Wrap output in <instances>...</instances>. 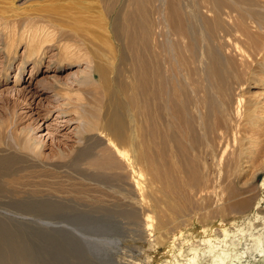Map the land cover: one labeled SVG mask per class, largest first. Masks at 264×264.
I'll list each match as a JSON object with an SVG mask.
<instances>
[{
	"label": "bare ground",
	"instance_id": "obj_1",
	"mask_svg": "<svg viewBox=\"0 0 264 264\" xmlns=\"http://www.w3.org/2000/svg\"><path fill=\"white\" fill-rule=\"evenodd\" d=\"M120 3L121 7L114 18H107V23L104 22L100 29L111 34L114 40L121 32V35H124L126 49H134L129 60L138 66L139 90L149 91V86L153 88L151 85L154 82L155 52L159 49L163 54H171L175 48H179L180 45L177 43L179 41L183 44L182 49L187 50L189 49L187 39L191 40L189 45L192 64L197 62L201 77L198 84L192 87L179 80L164 77L161 85L164 90L161 86L160 88L163 93L161 106L163 103L168 123V128L164 131L166 142L164 140L161 143L162 137L159 138H162L159 142V139L154 138L145 142L140 131L139 136L137 135L135 121L131 116L128 117L130 125L127 128V119L123 113L125 107L120 99L112 96L107 103L113 107L108 106L107 111L102 112L103 115L99 113L102 116L100 119L88 123L87 133L92 135L86 138L85 147L68 164L86 161L90 151L99 149L100 158L91 160L92 162L82 169V172L89 176V180L94 184L97 182L96 179L106 178L123 183L114 186L112 194L118 201L127 200L129 210L126 214L123 213L124 218L128 225L135 229L127 242L136 243L132 247H135L137 253H133L131 245L130 247L123 245L124 247L120 248L117 244L116 249L121 255V260L122 258L130 260L132 264H148L151 261L155 264H206L201 260L209 257L212 261L210 264H233L234 259L238 260V264H251L250 260H243L248 257L247 255L252 252L264 254V161L261 163L263 167L260 171V182L252 183L250 188L247 186L245 189H238L233 178L240 170L242 154L237 149L230 153L227 148L229 140L233 147L239 142L237 129L242 120L244 122L250 119L249 122L252 123H256L257 120L255 115H242V97L238 93L242 90V84L239 83L240 75L246 74L249 69L247 62L252 55L241 54L242 48L238 51L234 46L230 48V43L223 42L220 35L228 29V21L232 19L235 34L238 33L244 37L243 39H251L252 53L260 55L264 51V15L255 16L241 10L234 18L227 16L229 19L227 21L222 12L224 0H189V3L187 0H120ZM202 8L205 14L212 15L210 19L203 15ZM202 25L206 26L208 33H203ZM252 26L258 32L250 33L249 28ZM35 30V34L45 31L43 28L36 32ZM199 33L206 37L205 41L212 37V44L199 49L196 43ZM37 35L26 38L28 44L32 42L36 45L39 42L29 51L30 57L36 58L35 63H39V53H44L42 38ZM174 38L179 41L175 43ZM77 39L82 42L79 37ZM68 45L63 48L66 55L61 57L62 60L68 62L73 58H76V61L82 60L79 52L70 50L75 47L76 41L70 44L71 46ZM140 48L145 56L142 55ZM232 52L238 53L241 60L239 59L237 68L229 70L225 66L231 64L232 60L226 53ZM99 54L98 51L92 53L93 56ZM195 54L198 58L194 60ZM122 61V56L117 59L119 72L122 70ZM163 65L166 70H170L171 61L164 60ZM113 69H116V66ZM94 76L103 87L110 86L107 85L109 80L107 70L102 65H95ZM184 80L188 81L186 77ZM158 91L152 89L154 97ZM212 94L218 95L216 100ZM234 98H237L236 108L232 109ZM176 113L177 116H174ZM215 116L218 120L216 125L224 130L222 137L218 133L220 135L218 142H216L218 137H213L212 129L217 126L213 124L211 128L209 123ZM175 117L182 120L188 132H199V139L193 138L190 143L189 157L179 141V135H176ZM14 125L16 126L15 122ZM13 130L11 134L15 135V128ZM254 133L255 137H259L257 132ZM248 135L253 138L251 133ZM3 136L5 135L0 130V139L4 138ZM151 136L153 132H150L148 137ZM225 138L229 140L222 143ZM165 143L166 145L169 143V147L167 146L169 159L165 156L166 147L161 155L158 151L154 152V145L164 146ZM196 148L199 150L195 151ZM147 149L153 153L147 154ZM25 150L34 151L31 153L35 157L25 153ZM196 152H200V155ZM39 156H41L39 149L35 145L30 148L27 135L23 133L18 134L15 146H0V213L7 216L6 213L10 214L11 209L33 219L47 218L46 223L51 227L53 235L49 241H43V246H36L31 239L32 236L36 239L32 229L33 219L18 217L16 225H6L2 223L4 221L0 217V257L2 261L6 259L9 264H61L56 238V232L60 230L57 231L55 220L63 212L70 211V207L64 202L60 203L59 197L52 191L54 192L58 185L56 173L64 164L59 162L45 164L36 159ZM108 158H114V161ZM32 171H35L33 172L35 174L42 171L50 172L46 186L51 190L49 195H37L36 198L29 195L31 192L46 193L41 189L43 180L36 182L23 180L22 174L25 172L30 174ZM172 181L176 184L172 185ZM26 186H30L31 189H25ZM115 201L107 205L103 200V205L96 204L94 209L103 210L109 206L116 208L119 204ZM97 205L99 206L96 207ZM80 262L78 260V264Z\"/></svg>",
	"mask_w": 264,
	"mask_h": 264
},
{
	"label": "rangeland",
	"instance_id": "obj_2",
	"mask_svg": "<svg viewBox=\"0 0 264 264\" xmlns=\"http://www.w3.org/2000/svg\"><path fill=\"white\" fill-rule=\"evenodd\" d=\"M187 1L189 3V0ZM224 3L222 12L227 21L229 20L227 16L234 18L241 10L255 16L264 15V0H224ZM120 5V0H0V130L5 135L4 138L0 139V146H15V139L18 134L23 133L27 135L30 148L35 145L39 149L41 156L36 157L37 160L45 164L57 162L64 164L56 173L58 185L55 187V191H52L59 197L60 203L63 204L64 202L70 207V211L63 212L55 220L56 229L57 231L60 230L56 232V238L59 244L58 256L61 264H78V260L81 261L79 264H132L130 260L124 258L121 260V255L116 249L117 244L120 245V248L131 245L133 253H137L135 247H132L136 243L127 242L130 234L135 230L133 226L128 225L124 218V214L129 210L127 200L118 201V198L114 199L112 194L114 186H120L123 183L119 180L106 178L96 179L97 182L94 184L89 180V176L82 172V169H85L92 162L91 160L100 158L98 157L101 154L98 152L99 149L90 151L86 161L77 162L74 165L68 164L85 147L86 138L90 134L92 135V133H87L88 123H94L97 121L96 119L102 117V112L104 113L108 109L109 103L107 102L113 96V98L120 99L119 101L125 107H123V113L127 119V128L130 125L128 117L131 116L135 121L137 135L139 136L140 131L145 142L148 139L158 140L162 137L163 140L161 138L158 142L162 140L161 143H163L166 139L164 131L168 128L163 103L161 106L163 99L161 92L162 89L164 90L161 85L164 77L173 78L175 81L179 80L191 87L195 86L196 83L198 84L201 77L197 62L192 64L191 61V47L189 45L191 40L187 39L186 41L189 43L187 44L189 51V49H182V42L174 38L175 43L179 41L177 42L180 45L179 48H175L171 54H163L159 49L154 54V82L151 87L154 88V91L159 90V94L156 92L157 95L154 97L153 88L151 89L150 86L149 91L139 90L137 84L140 72L138 66L129 60L134 49H126L124 35H121V32L117 35V40L115 39L116 43L111 34L104 33L100 29L104 22L107 23V18H114L121 7ZM202 10L203 15L207 16L208 19L212 17L208 13L205 14L203 8ZM205 27L202 25L203 33H208L209 30H206ZM40 28L45 30L44 33L40 32L39 34L37 32L35 34L34 30L36 29V32ZM228 29L222 32L223 35L219 34L223 42L230 43V48L234 46L237 51L242 48L241 54L252 55L247 62L249 69H247L246 74L240 75L239 83L242 84V90L238 93L242 97V115H255L257 120H253L256 123L249 122L250 119L248 121L246 119L247 122L245 120L240 122L237 129L239 142L236 147H233L229 138H225L222 142L225 143L226 140H229L228 152L231 153L232 150L237 149L242 154L240 170L233 180L238 189H245L247 186L250 188L252 183L258 184L260 182V171L263 167L261 163L264 161V51L260 55L252 53L253 41L247 38L243 39L244 37L238 33L235 34L232 19L228 21ZM249 29L252 34L258 32L254 26ZM200 33L197 36V47L202 49L211 45L212 37L205 41L206 37L204 38V35ZM33 35L42 38L41 41L43 42L41 44L44 53H39V63H35L36 58L30 57L29 54L32 47L34 48L39 43L36 45L32 42L27 43L26 38ZM78 37L82 39V42H80L81 40L78 41ZM75 41V47L70 50L79 52L83 59L76 61V58H73L70 62L62 60L61 57L66 55L63 50L64 46L69 44V47ZM140 50L145 56L142 48ZM93 51H98L100 54L93 56ZM226 54L230 55L232 61L225 67L234 70L235 67H238L240 56L235 52ZM121 56L123 64L122 70L119 72L117 59ZM193 58L195 60L198 57L195 54ZM164 60L171 61L170 70H166L164 67ZM96 64L102 65L107 70L109 78L107 85H110L109 87L107 85V87H103L99 79L94 76ZM115 66L116 69H113ZM117 72L120 73V77H118L119 73L117 74ZM184 77L188 81H185ZM204 85L206 84L204 83ZM104 91L107 93L105 94ZM217 96V94H212L215 100ZM236 99L232 100V109L236 108ZM101 103L102 105H100ZM103 105L105 106L103 107ZM109 107L113 106L110 105ZM138 110L141 114L137 112ZM250 112L251 114H249ZM174 116H177V113ZM174 119L177 129L176 135H179V141L189 157L191 155L190 143L193 138L199 139V132H188L182 120H178V117ZM209 123L211 128L213 124H218L217 117L210 119ZM218 126L212 128L214 130L213 137H218L216 142L220 140L219 136L222 137L224 132ZM13 128H15V135L11 134V131H14ZM150 132H153V136L148 137ZM253 132H257V136L260 138L255 137ZM250 133L253 138L248 135ZM129 134L130 132H128ZM168 144L165 143L164 146L154 145V152L158 151L161 155L166 147L165 156L169 159ZM198 150L199 148H196L195 151ZM31 152L34 151L25 150V153L35 157ZM146 153L151 154L153 152L147 149ZM196 153L200 155V152ZM108 159L114 161V158ZM33 172L35 171L30 172V174L23 173V180H32V182L43 180L44 184L41 189L45 190L46 193L31 192L29 195L34 198L37 195H49L51 190L46 186L50 172L42 171L40 174ZM32 182L29 183L32 184ZM91 184L96 188L91 187ZM175 184L172 181V185ZM29 187L26 186L25 189H31ZM28 191L30 192V190ZM22 196L24 197V195ZM103 200L107 205H111L116 200L119 206L116 208L109 206V208H104L105 210L94 209L96 204L103 205ZM5 210L8 211V209ZM9 212L11 215L7 212V216L0 213V217L4 221L3 224L16 225L19 221L18 217L33 219L31 216H23L21 212L11 211V209ZM120 214L122 215L120 216ZM33 220L32 229H34L36 239L33 236L31 239L34 240L33 243L36 246H43L44 242L49 241L53 236L51 227L46 223L48 219L36 217ZM182 228L184 229V227ZM240 251H243L242 248ZM247 256L243 260L248 259L251 264H264V254L252 252ZM0 258V264H9L6 259L2 261V257ZM201 261L206 264L212 262L209 257H205ZM242 262L244 263V261ZM148 264L155 263L151 261ZM233 264H238V260L234 259Z\"/></svg>",
	"mask_w": 264,
	"mask_h": 264
}]
</instances>
